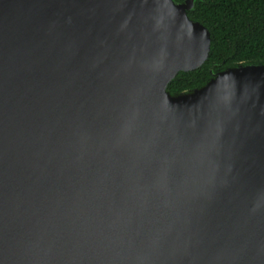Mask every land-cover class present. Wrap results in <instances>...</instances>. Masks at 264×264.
<instances>
[{"label": "water", "instance_id": "1", "mask_svg": "<svg viewBox=\"0 0 264 264\" xmlns=\"http://www.w3.org/2000/svg\"><path fill=\"white\" fill-rule=\"evenodd\" d=\"M197 0H0V264H264V63L214 71Z\"/></svg>", "mask_w": 264, "mask_h": 264}, {"label": "trees", "instance_id": "2", "mask_svg": "<svg viewBox=\"0 0 264 264\" xmlns=\"http://www.w3.org/2000/svg\"><path fill=\"white\" fill-rule=\"evenodd\" d=\"M189 17L209 29L211 53L199 69L176 76L168 86L172 94L190 92L206 84L213 65L217 71L264 63V0H197Z\"/></svg>", "mask_w": 264, "mask_h": 264}]
</instances>
